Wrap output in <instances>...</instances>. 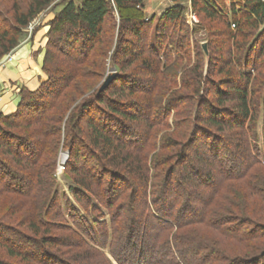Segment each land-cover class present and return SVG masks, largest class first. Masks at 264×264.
Segmentation results:
<instances>
[{"label": "trees", "instance_id": "trees-1", "mask_svg": "<svg viewBox=\"0 0 264 264\" xmlns=\"http://www.w3.org/2000/svg\"><path fill=\"white\" fill-rule=\"evenodd\" d=\"M24 1L25 12L21 10L18 3L13 4L10 10L6 11L7 14L11 15V19H3L4 24L0 27V58L16 48L19 36L32 19L56 0ZM145 1L81 0L78 4L68 1L51 22V32L60 33L64 38L66 37V45L69 48L72 47L69 58L74 64L79 65L86 62L88 52L92 50L95 44L99 46L104 44L103 30L108 21H112V13L115 9L122 19V23L118 27L121 32L140 39V29L142 27L151 28L150 26H152V33L149 35L147 43L152 60L148 61L144 68L148 71L156 68L159 74L166 75L167 70L175 68L178 65L179 58L184 57L186 54L183 55L181 48L172 38L168 39V42L164 43L165 45L163 44L165 23L167 20H174L181 16L182 3L187 0H171L172 5L164 9L155 18L146 15L144 10ZM190 3L193 10L199 7L206 18L215 22L217 27H222L229 32V62L228 65L222 66L218 73H224L226 67H228L229 72L240 83V87L238 89L232 87V90H230L233 94L232 104H235L234 109H226L223 106H210V108L213 110L215 117L222 116L224 120L226 118L230 120L231 118L235 123L241 125L244 136L241 141V150L239 152L235 150V152H229L227 147H222L225 141L220 137L211 134L207 128L203 129L198 125H194L190 138L184 144L185 150L183 153H179V157L176 155V158H179L182 164L186 163L188 155L185 154V151L196 143H200V147L206 149V152H200L199 154L198 149L195 150L190 165H181L180 163L179 166L183 168L182 173L179 174L175 182H169L176 169H171L164 177L161 173L156 172L159 164L158 161L153 160V156L163 150L161 136L164 133H174L178 128L177 121H175L177 115L175 105L167 103L166 97L161 104L163 116L165 117L163 123L168 129L156 136L155 153L145 159L144 169H139V164H142L143 160L137 159L129 151L126 152L128 149L127 142L136 137L135 131L126 124L136 117L130 116L127 111L123 112L120 109L121 101L119 99L109 101L106 104L109 113L105 109H97L101 121L99 125L93 122L94 117L91 116L96 111L95 106L91 105V107L89 102L81 105L78 110V121L76 122L82 123L85 122L87 117H91L89 121H86L88 127V133L85 134L87 147L91 149V153L102 165L127 170L134 178L139 179V183L144 184V204L148 213L145 212L143 215L137 216L133 209L134 206L130 205L128 217H124L119 210V206H116L110 196L103 197L101 194L89 189V186L84 182L73 179L65 167L64 175L69 182V194L60 192L56 179L54 177L51 179L50 191L40 212V224L45 229L51 227L70 232L77 238V242L82 248L87 250L88 254L92 252L91 255L95 258L100 257L104 262L102 264H208L212 256L211 250L208 249L212 248L205 246V242L199 238H188L180 233L181 230L190 224L208 223L207 225L211 226V222H208L203 208L198 209V203L207 206V203L211 202L217 193L223 190L227 182L242 181L248 175L247 168L242 169L243 163L249 160L254 166L264 168V86L263 88L262 86L257 89L253 88V81L258 77L256 63L250 61L246 54L242 57L238 55L235 37L239 35L243 26L248 25L256 30H260L262 27L264 29V0H190ZM124 28L125 31H123ZM78 36L83 39V46L86 44L89 46L86 53L80 58L73 56L75 45L79 39ZM63 37L59 38L58 41L62 40ZM121 37L119 39L120 44H117L119 47L117 55L121 54L123 62L128 63L127 60L134 57V53L130 52L132 41ZM71 39L73 40L71 41ZM123 45L124 47H122ZM183 45L182 48L185 49L186 41ZM196 56L198 62L195 60L190 72V75L194 77L191 81L194 84L191 91L199 96V86L204 80L206 81L207 77L203 73L201 55L197 52ZM199 58L200 60H198ZM188 61L191 62L189 57ZM59 68L63 69L61 66ZM43 70L47 74L44 67ZM70 71H72V76L68 81H72V77L75 79L77 76L74 69ZM185 72H178L177 70L173 79L179 87H181V77ZM140 74L139 69L138 73L136 75L132 74L131 77L136 79ZM54 78L52 74L48 73L47 80L41 82L37 90L30 92L22 89L19 93L20 101L15 113L9 116L0 115V147L6 153L13 155V158L16 157L13 161L19 168L15 173H11L10 170L8 173L7 166L5 168L1 164L3 162L0 161V188L4 192L20 196L26 194V197H31L36 192L37 182L32 177L34 169L30 167H34L39 161L41 152L38 151V146L43 144V140L42 142L33 143L28 137L13 134L5 128L17 127L15 121L21 115H35L36 118H30L26 121L28 124L34 123L32 120H35L38 124L46 118L47 111L50 112L55 106L53 101H49L50 99L45 101V97L57 96L61 93L60 88L56 85L57 79ZM133 88H135V84L132 83V85H129L127 93L119 92L117 96L133 94V91H131ZM216 96L218 98V93H216ZM217 98L216 100H219ZM102 102L104 103V101H100L97 105H101ZM220 104L223 105L224 101H220ZM88 113H91V115H87ZM206 122L213 129L224 130L219 120L209 118ZM37 131L43 138L45 137L43 131ZM198 133H201L204 137ZM226 151L229 152V155ZM74 161L76 163L73 158ZM161 161L166 164L168 158ZM23 170H27L26 174H23ZM5 171L6 173H4ZM157 174L158 176L162 175L160 184L156 183ZM174 185L185 189L181 194L177 193L175 195ZM172 196H174L173 201L169 199ZM254 196L264 201L262 195L255 194ZM177 204H179L178 207ZM66 215L71 223L65 220ZM93 215L100 221L96 218L88 221L87 217ZM144 215L146 216L144 221L146 219V222L155 223L158 226L159 230L157 232L152 234L151 229L149 230L145 226V222L141 223L139 221L140 224H137L139 223L138 220ZM106 217L107 220H105ZM214 223L211 227L221 232L220 235L240 244L254 239L260 240L264 236L258 235V228L255 227L244 231L243 225L247 224V221H240L234 227L227 225L229 223L225 219ZM222 225L227 226L223 227ZM261 228L264 229V227ZM34 234L37 233L34 231ZM10 235L13 236L11 238L12 242L10 241ZM16 238L20 241H17ZM3 242H8L9 249L14 250L24 248L26 244L29 247H34L35 250H17L19 254L28 257V259H23L25 261L34 262L33 258H40L42 262H45L44 264H69L57 256L50 255L44 249L45 245L48 244L46 239L36 243L31 242L27 237L15 235L11 230L0 226V243ZM10 253L12 252L10 251ZM72 261V263L81 264L86 260ZM225 264H264V249L258 255L249 258L228 257Z\"/></svg>", "mask_w": 264, "mask_h": 264}, {"label": "rangeland", "instance_id": "rangeland-1", "mask_svg": "<svg viewBox=\"0 0 264 264\" xmlns=\"http://www.w3.org/2000/svg\"><path fill=\"white\" fill-rule=\"evenodd\" d=\"M68 1L78 4L81 0H56L40 11L22 31L16 48L0 58V70H7L9 67L17 68L24 59L23 49H27L29 53H26V55L41 65L44 81L47 80L48 73L52 74L55 77L54 79H57L58 83L56 82V85L61 91L57 96L45 97V101L49 99V101H53L55 108L50 112L47 111L46 118L38 124H36L35 120H32L34 123H30L31 125L26 123L28 119L36 118L34 117L35 115L30 116L27 114L21 115L15 121L17 127L5 128L13 134L28 137L33 143L42 142L43 140V144L38 146V151L41 152L39 161L34 167H30L34 169L32 177L37 182L36 192L31 197H26V194L25 196H20L4 192L0 188V226L11 230L15 235L27 237L31 242L36 243L46 239L48 244L45 245L44 249L50 255L57 256L69 264H78L72 263V260L79 259L86 260L81 262V264H102L104 263L103 260L100 257L95 258V256L91 255L93 254L92 252L88 254L87 250L82 248L77 242V238L70 232L51 227H48L47 230L41 227L40 224V212L50 191L51 179L53 177L56 179L60 192L69 194V182L64 175L65 167L73 179L84 182V184L89 186V189L101 194L103 197L106 195L110 196L116 206H119V210L124 217H128V210L132 205L137 216L143 215L145 212L148 213L144 204V184L139 183V179L134 178L127 170L102 165L91 153V149L87 147L85 134L88 133V127L86 121H89L91 117H87L85 122H76L78 121V110L81 105L89 102L90 106H95L96 111L93 115L91 113L87 115L94 117L92 119L93 122L99 125L101 121L97 109H105L109 113L106 104L111 100L119 99L121 101L120 109L123 112L127 111L128 115L137 118H133L131 122L126 124L135 131L136 135V137L131 138L127 142L128 149L126 152L129 151L137 159L143 160L142 164H139V169H144L145 159L155 153L156 136L168 129L163 123L165 122V117L163 116L161 104L166 97L167 103L175 105L177 112L175 121H177L178 128L174 133H164L161 136L163 150L153 156V160L158 161L159 164L156 172L161 173L164 177L166 173L175 168L176 172L169 181L175 182L183 170L179 166L181 163L180 159L176 157L185 150L184 144L190 138L194 125H198L203 129L207 128L211 134L220 137L225 141L222 147H227L229 152H239L241 150V141L244 139L241 125L237 122L235 123L231 118L230 120L226 118L225 122L222 116L215 117L213 110L210 108V106H223L226 109H234L235 104H232L233 94L230 90H232V87L238 89L240 83L237 82L226 66L224 73H218L220 68L228 65L229 62V32L222 27H217L215 22L206 18L199 7L193 10L190 0L182 3L183 11L179 18L167 20L165 23L166 29L164 31L163 44H166L168 39L172 38L181 48L183 55L184 53L186 54L184 57L181 56L179 58L178 65L175 68L167 70L166 75L159 74L156 68L151 71L144 68L148 61L152 60L147 48L149 35L152 33V26H150L151 28L142 27L140 29V39L121 32L118 27H120L122 19L115 9H113L112 21H108L103 30L104 44L100 46L95 44L92 50L88 52L86 62L79 65L74 64L69 58L72 47L70 46L69 48L66 45V37L64 38L60 33H52L50 27L51 22L66 6ZM17 3L21 10L25 12L24 0H0V27L4 24L3 19H11V15L7 14L6 11ZM171 5V0H146L144 10L148 17L153 16L155 18ZM125 30L124 28L123 31ZM263 30V27L260 30H256L254 27L247 25L241 28L238 36H235L238 55L242 57L246 54L250 61L256 63L258 77L253 81V88L256 89L259 86H262V88L264 86ZM121 34H123L122 37ZM119 36L121 38L124 37L125 40L132 41L130 52L134 53V57L128 59V63L126 61L123 62L121 54L117 55V51H119L117 44H120ZM61 37H63L62 40L58 41ZM78 38L73 53L76 58L82 57L86 53L87 47H89L87 44L83 46V39L79 36ZM185 41L186 48L183 49ZM204 44L207 45L208 58L202 49ZM197 52L202 57L203 73L207 77L206 81L204 80L199 86V96H196L197 94L191 91L194 86L191 81H193L194 77L190 75L192 65L198 58L196 56ZM188 57L191 62L188 61ZM59 66L63 69L59 68ZM73 69L77 76L75 79L72 77V81H68L72 76V71L70 70ZM139 69L141 71L140 76L132 79L131 75H136ZM177 70L178 72L187 70L181 77V87L177 86L173 80ZM110 73L116 74L115 79L107 89L99 92L102 83ZM178 74L180 75V73ZM132 83L135 84V88L131 90L133 91V94H130L131 96H117L119 92L127 93L128 87ZM216 93H218V98ZM216 98L219 100H216ZM100 101H104V103L97 105ZM220 101H224V104L221 105ZM209 118L219 120L224 130L213 129L207 125L206 120ZM37 130L43 131L45 137L43 138ZM198 134L202 135L201 133ZM206 134L211 135L209 133ZM202 137L204 136L202 135ZM12 145L14 146V144ZM171 145L173 146L171 147ZM197 149L199 154L200 152H206V149L200 147V143L194 144V146L187 148L185 151L188 159L186 163H181V165L189 166ZM228 151L226 152L229 155ZM73 158L76 163L75 161L73 162ZM164 158H168V161L165 162L166 164L161 161ZM14 159L16 157L13 158V155L6 153L0 147V161L3 162L0 163L5 168L7 166L8 173L9 170L11 173L19 170L13 161ZM242 165V169L247 168L248 175L240 182H227L223 190L217 193L213 200L207 203V206L198 203V209L203 208V212L207 216L208 222H211V226L215 224L214 222L222 221V219H225L229 223L227 225L231 227H234L240 221H247L248 223L243 225L244 231L255 227L258 228V235H264V229L261 228L264 227V201L254 196L258 194L264 198V168L254 166L249 160ZM27 170H23V174H26ZM162 175L158 176L157 174L156 183L160 184ZM6 178L8 179V177ZM174 186L175 195L177 193L181 194L185 189ZM23 192L25 191L23 190ZM174 196L169 197V199L173 201ZM75 205L78 206L77 204ZM176 206L178 207L179 204ZM145 217V215L141 217L138 222H145V226L147 229H151L152 234L157 232L159 230L158 226L155 223L146 222V219L144 221ZM93 218H96L95 215L87 217L88 221ZM65 220L71 223L67 215ZM96 220L100 221L98 218ZM105 220H107V217ZM140 222L137 224H140ZM207 224H190L183 228L180 233L188 238H199L205 242V246L212 248L208 249L211 250L212 255L208 264H225V260L228 257L249 258L258 255L264 249V236L260 240L254 239L240 244L224 238L220 235L221 232ZM222 226L226 227L225 225ZM34 231L37 234H34ZM6 237L9 239L8 236ZM12 237L10 235L11 242ZM31 249H34V247H29L28 244L22 249L14 250L9 249L8 242L0 243V264H44L45 262H42L40 258H33L34 262L25 261L23 259H28V257L19 254L17 251ZM105 252L107 253L106 250Z\"/></svg>", "mask_w": 264, "mask_h": 264}, {"label": "crops", "instance_id": "crops-1", "mask_svg": "<svg viewBox=\"0 0 264 264\" xmlns=\"http://www.w3.org/2000/svg\"><path fill=\"white\" fill-rule=\"evenodd\" d=\"M23 51L24 59L19 67L0 70V115L15 113L20 101V91L26 89L33 92L44 81L41 65L26 55L29 53L27 49L24 48Z\"/></svg>", "mask_w": 264, "mask_h": 264}, {"label": "water", "instance_id": "water-1", "mask_svg": "<svg viewBox=\"0 0 264 264\" xmlns=\"http://www.w3.org/2000/svg\"><path fill=\"white\" fill-rule=\"evenodd\" d=\"M202 49H203L204 54L208 58L207 45L206 44L202 45ZM115 77H116V74H114V73L108 74L107 77H106V79L102 83V85H101V87L99 89V92H102L105 89H107L109 87V85L113 82V80L115 79Z\"/></svg>", "mask_w": 264, "mask_h": 264}, {"label": "bare ground", "instance_id": "bare-ground-1", "mask_svg": "<svg viewBox=\"0 0 264 264\" xmlns=\"http://www.w3.org/2000/svg\"><path fill=\"white\" fill-rule=\"evenodd\" d=\"M64 159V158H63Z\"/></svg>", "mask_w": 264, "mask_h": 264}]
</instances>
